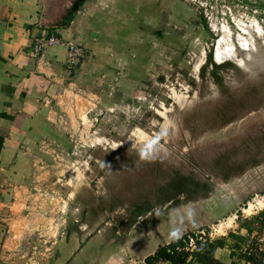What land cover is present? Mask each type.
Here are the masks:
<instances>
[{
    "label": "rangeland",
    "instance_id": "374dc122",
    "mask_svg": "<svg viewBox=\"0 0 264 264\" xmlns=\"http://www.w3.org/2000/svg\"><path fill=\"white\" fill-rule=\"evenodd\" d=\"M122 3L96 0L124 41L80 45L27 149V261L137 264L169 226L218 239L264 207V0ZM231 48L243 64L218 61Z\"/></svg>",
    "mask_w": 264,
    "mask_h": 264
},
{
    "label": "crops",
    "instance_id": "0c3cea01",
    "mask_svg": "<svg viewBox=\"0 0 264 264\" xmlns=\"http://www.w3.org/2000/svg\"><path fill=\"white\" fill-rule=\"evenodd\" d=\"M122 2L121 5H112L113 8L119 7L115 11L129 4V0ZM71 3V0H0V135L4 136L0 153V264H50L48 252L41 262L24 259L29 254L22 249L26 241L23 238L36 235L33 230L38 228L34 217L26 215L27 202L24 201L32 175V168L27 165L31 162L27 149L37 143L41 130L48 125L47 114L52 115L48 109L49 97L60 87L58 84L67 65V49L62 45L45 47L34 56L31 53L34 41L42 35L54 34L66 41H78L91 54L99 49L119 48V42L124 41L112 42L114 36L109 33L110 27H105L108 22L105 10H101L105 8L99 9L96 0H86L74 11H71ZM245 172L232 178L239 179ZM220 203V200L212 201L211 208L216 209ZM185 226L174 229L169 226L168 233L159 235L150 252L146 253L147 248H143L139 254L143 259L138 263L160 245L185 234L188 230ZM172 233L174 235L169 236ZM222 238H226L224 247L232 250L235 240L228 234ZM220 251V248L216 249V259ZM30 253L35 254L37 250L31 249ZM70 258L66 262L71 264Z\"/></svg>",
    "mask_w": 264,
    "mask_h": 264
},
{
    "label": "built area",
    "instance_id": "2783aa9c",
    "mask_svg": "<svg viewBox=\"0 0 264 264\" xmlns=\"http://www.w3.org/2000/svg\"><path fill=\"white\" fill-rule=\"evenodd\" d=\"M58 45L66 47L67 60L69 66L71 67L76 65L83 56V50L79 44L74 41H66L54 34L50 36L42 35L38 37L32 45L31 53L32 55L37 56L45 47H54ZM263 211L264 207H261L260 211H257V213L251 217L241 218V215L237 217L239 230H231L230 232L237 236H241L242 240L238 243L239 246L235 247L233 245L232 247L231 253H233V256L231 264H264V216L260 215ZM257 216H259L260 223L252 224L250 229L241 226L243 221L254 220ZM215 240V237H211V233H205V229L197 230L187 235V237L183 240V246L180 247V250L190 254L187 260L188 262H191V264H198L197 260L192 256L193 252L198 246H204ZM249 256H253L255 260L247 259ZM138 264H145V260ZM156 264H170V262L160 258Z\"/></svg>",
    "mask_w": 264,
    "mask_h": 264
},
{
    "label": "trees",
    "instance_id": "16d2710c",
    "mask_svg": "<svg viewBox=\"0 0 264 264\" xmlns=\"http://www.w3.org/2000/svg\"><path fill=\"white\" fill-rule=\"evenodd\" d=\"M86 0H74L73 5L71 7V11L77 10L78 6L83 4ZM4 145V136L0 135V153ZM147 211H150L149 209L142 211V214L140 216L147 215ZM261 216H264V211L260 214ZM138 216V217H140ZM260 223L259 216L255 217L254 220H245L241 224L242 227H246L247 229L251 228L252 224ZM203 228V227H201ZM202 230V229H198ZM191 233H185L181 235L180 237L172 240L166 245H160L153 254L147 256L145 258V264H156L158 259L163 258L170 262V264H191V262H188L189 253L185 252L183 250H180V247L183 246V240L187 237V235ZM228 237L235 240L234 246H239L238 243L242 240L241 236H237L233 233H229ZM226 238H219L215 241L208 243L204 246H198L197 249L193 252L192 256L195 258L198 262V264H223L221 261L216 259L214 257V253L217 248H221L225 245ZM233 256V253H232ZM249 260H255L253 256L247 257Z\"/></svg>",
    "mask_w": 264,
    "mask_h": 264
},
{
    "label": "bare ground",
    "instance_id": "6f19581e",
    "mask_svg": "<svg viewBox=\"0 0 264 264\" xmlns=\"http://www.w3.org/2000/svg\"><path fill=\"white\" fill-rule=\"evenodd\" d=\"M239 42L241 43L242 47L245 48L247 46V41L244 40V38L240 37L239 38ZM236 51L231 49H228L225 53L222 54H217V59L219 60H223V59H229L232 60L233 62L237 63V64H243L242 59L238 58L236 56Z\"/></svg>",
    "mask_w": 264,
    "mask_h": 264
},
{
    "label": "water",
    "instance_id": "95a60500",
    "mask_svg": "<svg viewBox=\"0 0 264 264\" xmlns=\"http://www.w3.org/2000/svg\"><path fill=\"white\" fill-rule=\"evenodd\" d=\"M74 2V1H73ZM73 5V4H72ZM72 7V6H71Z\"/></svg>",
    "mask_w": 264,
    "mask_h": 264
}]
</instances>
